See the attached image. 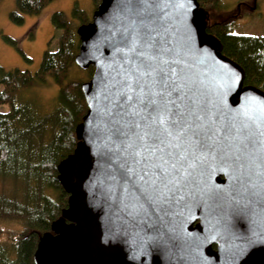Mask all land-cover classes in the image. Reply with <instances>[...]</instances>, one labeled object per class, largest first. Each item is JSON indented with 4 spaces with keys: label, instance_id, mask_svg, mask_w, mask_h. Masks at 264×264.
<instances>
[{
    "label": "water",
    "instance_id": "water-1",
    "mask_svg": "<svg viewBox=\"0 0 264 264\" xmlns=\"http://www.w3.org/2000/svg\"><path fill=\"white\" fill-rule=\"evenodd\" d=\"M207 19L197 0H100L77 27L87 111L33 264H264V91Z\"/></svg>",
    "mask_w": 264,
    "mask_h": 264
},
{
    "label": "trees",
    "instance_id": "trees-1",
    "mask_svg": "<svg viewBox=\"0 0 264 264\" xmlns=\"http://www.w3.org/2000/svg\"><path fill=\"white\" fill-rule=\"evenodd\" d=\"M52 1L15 0L11 23L21 25L24 15L39 16ZM197 1L205 11L220 7V0ZM92 3L95 10L100 0ZM51 21L59 34L51 36L56 47H51L52 40L47 42L36 71L0 66V220L16 225L0 230V264H33L39 237L67 207L68 195L57 181L56 167L74 150V130L87 111L81 85L94 68L82 70L85 78L78 77L74 59L80 45L76 29L91 17L85 18L75 6L72 20L55 12ZM230 22L209 21L207 32L243 69L245 85L264 91V36L234 34ZM47 85L56 88L52 99L43 94ZM48 103L51 110L45 112Z\"/></svg>",
    "mask_w": 264,
    "mask_h": 264
},
{
    "label": "rangeland",
    "instance_id": "rangeland-1",
    "mask_svg": "<svg viewBox=\"0 0 264 264\" xmlns=\"http://www.w3.org/2000/svg\"><path fill=\"white\" fill-rule=\"evenodd\" d=\"M219 3L221 10L207 9L208 22L228 20L231 21L234 34L264 36V0H220ZM75 6L83 11L85 18L89 19L92 16L94 11L92 0H54L39 16L24 15L22 24L15 25L9 18V14L16 10L15 0H1L0 66L5 70L17 68L36 71L48 47L47 42L52 40V34L54 33L55 37L59 35L58 31L54 32L52 14L62 12L67 20H72V10ZM7 38L13 40L15 44L7 41ZM52 41L51 47L55 49L56 39ZM76 75L85 78L81 69H77ZM43 94L52 99L56 94V88L47 85L43 89ZM49 106L48 103L45 112H50ZM14 227L15 224L0 220V230L9 231Z\"/></svg>",
    "mask_w": 264,
    "mask_h": 264
},
{
    "label": "bare ground",
    "instance_id": "bare-ground-1",
    "mask_svg": "<svg viewBox=\"0 0 264 264\" xmlns=\"http://www.w3.org/2000/svg\"><path fill=\"white\" fill-rule=\"evenodd\" d=\"M99 4H100V3H99ZM97 7H98V6H97ZM96 9H97V8H96ZM96 9H95V10H96ZM203 9H204V8H203ZM95 10H94V11H95ZM204 10H205V9H204ZM94 11H93V12H94ZM207 14H208V13H207ZM207 23H208V20H207ZM219 42H220V41H219ZM52 43H53V42H52ZM220 44H221V43H220ZM221 47H222V45H221ZM222 52H223V49H222ZM230 59H231V58H230ZM234 62H235V61H234ZM90 67H92V66H90ZM78 68H79V67H78ZM79 69H80V68H79ZM81 70H82V69H81ZM83 71H84V70H83ZM90 79H91V77H90L88 80H85L83 83L89 81ZM83 83H82V84H83ZM84 115H85V114H84ZM82 118H83V117H82ZM81 121H82V119H81ZM77 125H78V124H77ZM75 129H76V127H75ZM74 133H75V130H74ZM75 139H76V136H75ZM76 142H77V139H76ZM72 152H73V151H72ZM72 152H71V153H72ZM71 153H67V154H65V156H64L63 159H65V158H66L67 156H69ZM63 159H62V160H63ZM62 160H61V161H62ZM59 162H60V161H59ZM67 195H68V194H67Z\"/></svg>",
    "mask_w": 264,
    "mask_h": 264
},
{
    "label": "snow or ice",
    "instance_id": "snow-or-ice-1",
    "mask_svg": "<svg viewBox=\"0 0 264 264\" xmlns=\"http://www.w3.org/2000/svg\"><path fill=\"white\" fill-rule=\"evenodd\" d=\"M161 123H163V121H161Z\"/></svg>",
    "mask_w": 264,
    "mask_h": 264
}]
</instances>
